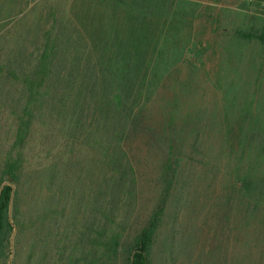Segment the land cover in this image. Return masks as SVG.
Here are the masks:
<instances>
[{
  "label": "rangeland",
  "instance_id": "rangeland-1",
  "mask_svg": "<svg viewBox=\"0 0 264 264\" xmlns=\"http://www.w3.org/2000/svg\"><path fill=\"white\" fill-rule=\"evenodd\" d=\"M262 1L0 0V158L29 94L10 68L36 65L50 28L77 37L69 51L57 41L45 76L51 87L40 89L41 111L24 147V231L0 264L50 257L59 232L72 236L99 203L108 206L105 130L93 124L95 101L82 104L79 87L65 97L64 78L101 76L100 67L87 69L91 62L117 77L112 64L127 49L136 60L148 51L151 64L140 76L150 91L126 141L135 191L121 203L129 220L115 264H128L131 240L158 202L168 153L176 185L153 264H264V42L245 36L263 29Z\"/></svg>",
  "mask_w": 264,
  "mask_h": 264
},
{
  "label": "trees",
  "instance_id": "trees-1",
  "mask_svg": "<svg viewBox=\"0 0 264 264\" xmlns=\"http://www.w3.org/2000/svg\"><path fill=\"white\" fill-rule=\"evenodd\" d=\"M62 22L65 27V21L62 20ZM45 33L43 50L37 64L30 66V69L27 68L26 72L22 67L20 69L12 67L9 70V73L21 80L23 76L22 81L28 88L29 94L18 119L15 140L9 152L0 158V262L9 256L14 235L18 245V239L24 231V220L20 216L19 209L23 172L28 163L24 147L36 124L37 112L41 111L42 105H39V101L45 94L41 95L40 89L51 87V84H47L45 76L51 71L52 59L58 48L57 41L60 40L61 46L64 48L67 45L73 46L77 42V37L69 36L65 30L55 32L53 27L46 30ZM245 36L264 42V26L261 32L249 33ZM69 50L68 48L67 51ZM133 50L117 51L118 55L121 53L124 55L122 62L112 64V70L117 72V77L107 76L104 73L107 71L102 62H91L87 69L96 70L100 67V72H103L101 76L90 75L78 83L74 81L76 79L72 77L71 73L68 78H64L68 79L65 81L66 87L63 88L66 98L71 95V91L76 90V86L79 87L77 94L83 101L82 104L89 97L95 101L93 124L96 123L99 127L98 132L105 130L106 143H109L106 150L111 173L107 185L111 196L108 198L106 208L103 204L97 205L92 214L93 220L89 224L83 223L80 226H74L72 236L68 234L62 236L59 232L55 253L50 257L48 254L44 258L39 257L40 261L37 263L29 261L27 264H115L121 256L129 220V214L123 213L125 209L121 210V203L123 201V207L127 205L129 196L133 195L135 191L133 189L135 180L130 179L129 182L127 178L129 175H133L135 170L126 150V141L128 142L132 132L140 127L137 112L149 97L150 91V80L140 76L141 71L145 70L143 65L148 64L147 62L151 64L148 51L140 52V57L136 60L137 55H132ZM103 53L107 57L110 52L103 50ZM18 71L21 73L19 74ZM34 76L36 77L33 79ZM50 91L46 93L49 97ZM172 160L173 154L168 153L161 170L163 187L160 197L148 219L131 240L127 252L128 264H153L157 234L164 222L167 207L176 185V173ZM36 232H40V229L37 228ZM245 241L246 239H244ZM31 253L35 255L36 251L33 250ZM246 263L245 260H240V264Z\"/></svg>",
  "mask_w": 264,
  "mask_h": 264
},
{
  "label": "built area",
  "instance_id": "built-area-1",
  "mask_svg": "<svg viewBox=\"0 0 264 264\" xmlns=\"http://www.w3.org/2000/svg\"><path fill=\"white\" fill-rule=\"evenodd\" d=\"M262 4L264 5V1H262Z\"/></svg>",
  "mask_w": 264,
  "mask_h": 264
}]
</instances>
